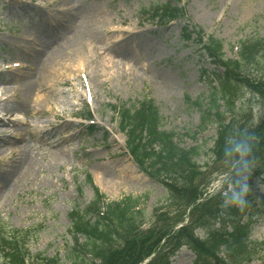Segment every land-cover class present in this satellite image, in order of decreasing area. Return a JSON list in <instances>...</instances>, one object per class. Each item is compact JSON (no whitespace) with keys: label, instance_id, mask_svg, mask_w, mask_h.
I'll use <instances>...</instances> for the list:
<instances>
[{"label":"rangeland","instance_id":"374dc122","mask_svg":"<svg viewBox=\"0 0 264 264\" xmlns=\"http://www.w3.org/2000/svg\"><path fill=\"white\" fill-rule=\"evenodd\" d=\"M165 3H180L186 17L160 15L158 7ZM263 35L264 0H0V221L26 235L21 242L30 256L59 257L70 264V211L93 202L96 188L107 202L140 197L151 214L167 191L129 154L127 136L110 105L131 107L152 98L164 130L186 146L206 143L209 151L217 125L203 121L218 75L226 70L200 43L212 36L221 41L224 57L233 58L239 43ZM76 39H87L86 48ZM50 57L54 70L44 73L38 64ZM164 77L174 86L166 88ZM24 81L35 89L27 99L20 86ZM240 97H246L248 112L262 130L263 100L250 91ZM262 137H257L259 147ZM253 139L247 145L255 146ZM249 147L226 149L216 163L209 159L214 163L203 168L202 178L211 176L212 182L199 202L233 190L232 177L242 172L244 159L257 154ZM24 158L32 159L28 168ZM201 159L203 164L208 157ZM253 164L251 188L245 190L264 193L259 180L264 156ZM129 165L134 172L128 177L121 171ZM252 207L247 214L239 209L243 222L255 213ZM262 211L251 235L258 241H264ZM191 213L192 206L168 219L171 223L182 215L175 224L179 228ZM165 241L161 245L167 250ZM195 258L183 246L170 264H194ZM250 264H264V248Z\"/></svg>","mask_w":264,"mask_h":264},{"label":"trees","instance_id":"16d2710c","mask_svg":"<svg viewBox=\"0 0 264 264\" xmlns=\"http://www.w3.org/2000/svg\"><path fill=\"white\" fill-rule=\"evenodd\" d=\"M161 6L158 7L159 14L168 15L169 20L186 17V11L178 4ZM193 33L189 31L188 38H192ZM200 41L195 40L196 44ZM199 47L226 70L223 75H218L219 85L205 112L208 120L203 121V124L215 122L217 125L213 145L208 151L206 143L182 144L176 133L162 128L159 107L152 98L145 97L131 107L112 105L127 136L129 152L151 178L163 184L167 197L148 214L140 197L127 195L107 202L106 196L96 188L93 202L83 209L74 207L70 211L69 231L74 239L68 250L70 264H140L148 257L151 259L146 264H170L171 257L183 246L195 253L194 264H250L260 256L264 241L251 239V233L257 222L254 215L260 213L259 218L262 214L264 195L239 192L244 198L240 200L231 194L227 197L232 198L230 205L221 197H206L203 203L199 201L212 182L211 176L204 177L206 180L202 178L203 168L221 159L224 150L241 145L257 148L256 155L244 159V167L252 166L253 160L264 156V126L262 130L257 129L258 125L250 115L252 112L247 109L251 105L244 102L246 97H240L241 93L250 91L264 102V35L239 43L237 57L233 58L224 57L221 41L212 36L201 41ZM196 104L202 106L200 101ZM259 136H263L261 147L257 141ZM250 137H254L251 142L255 146L247 145ZM205 155L208 159L202 164L201 158ZM240 175L241 172L233 176L234 187L246 189L249 180ZM250 204L256 211L249 213L243 222L239 209L247 210ZM191 206L188 223L175 228L182 215L173 218L171 223L168 216ZM6 226L0 221V258L5 259V264H67L59 257L30 256L28 248L21 242L26 235ZM80 236L85 237L84 242L80 241ZM163 239L167 242V250L161 245Z\"/></svg>","mask_w":264,"mask_h":264},{"label":"bare ground","instance_id":"6f19581e","mask_svg":"<svg viewBox=\"0 0 264 264\" xmlns=\"http://www.w3.org/2000/svg\"><path fill=\"white\" fill-rule=\"evenodd\" d=\"M95 7V6H94ZM82 7H79L78 9L80 10ZM100 7H96L95 8V13H97V9H99ZM89 10V9H88ZM87 10V11H88ZM87 11H85L86 13H87ZM75 13H78V11L77 12H75ZM68 28H69V26H68ZM42 31H44V28L42 29ZM42 33V32H41ZM86 41H87V39H85V40H83V41H81V40H75V42H76V44H78V43H81V47L83 48V49H85L86 48ZM75 42H73L74 44H75ZM80 45V44H79ZM51 50V49H50ZM51 55L53 56L54 55V53H51ZM54 58V57H53ZM53 58L52 57H50L49 59L47 58V61L46 62H40L39 64H38V66H39V68H40V70L42 71V72H44V73H52L53 72V70H54V67H53V63H55L54 61H55V58H54V60H53ZM82 76H80V78H81ZM167 79V80H166ZM171 79L170 78H167V77H164V81H165V83H167L166 84V88L168 87V86H174L173 84H174V82L173 81H170ZM21 87H23V88H25L26 89V91H25V93H26V96H25V98L27 99L28 97H30L32 94H33V92H34V86H33V84L32 83H30V82H26L25 83V81H24V83L22 82V84L20 85ZM25 159V168L27 167H29L31 164H32V159L31 158H24ZM133 172H134V170H133V167H132V165H129L127 168L126 167H124L123 169H122V171H121V173L123 174V175H126V176H132L131 174H133ZM129 174V175H128Z\"/></svg>","mask_w":264,"mask_h":264}]
</instances>
